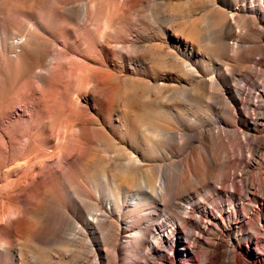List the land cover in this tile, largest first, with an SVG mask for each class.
<instances>
[{"label": "rangeland", "instance_id": "374dc122", "mask_svg": "<svg viewBox=\"0 0 264 264\" xmlns=\"http://www.w3.org/2000/svg\"><path fill=\"white\" fill-rule=\"evenodd\" d=\"M253 1L0 0V210L24 213L0 222V264H264L262 193L225 192L230 177L242 195L263 192L264 3L252 12ZM216 9L227 50L216 27L193 31ZM199 160L211 187L188 177ZM159 176L167 189L149 203L145 180ZM197 188L211 193L191 214Z\"/></svg>", "mask_w": 264, "mask_h": 264}, {"label": "bare ground", "instance_id": "6f19581e", "mask_svg": "<svg viewBox=\"0 0 264 264\" xmlns=\"http://www.w3.org/2000/svg\"><path fill=\"white\" fill-rule=\"evenodd\" d=\"M257 2H259V4H257ZM263 3H264V0H254L253 2H251V7L249 8L250 11H252V12H257L258 11L259 13H261L262 12ZM211 18H213V20ZM227 19L228 18L226 17V12L224 10L216 9L215 13L205 15L203 18H201V21H197L196 24L193 27V31H194L196 37L198 39H200V38H202L203 31H204V29L206 27V26H204L205 22L208 23L209 26L216 27L215 30H216V32L218 34L217 38L219 39V43L221 44L220 46H221L222 49L227 50V49H229L231 47L230 44L228 43V40L230 39V37L232 35V32L230 30L231 26H229L226 23ZM254 19L257 20V18H254ZM235 49L236 50L240 49V44L239 43L237 45H235ZM213 69H214V67H213ZM193 72L195 73V70H193ZM211 79L212 80L210 82L213 85L217 84L220 81V78L217 77V76H212ZM242 79L243 78H237L238 83L241 82ZM207 82H208V80L202 78V81L200 82V84L202 83L201 84V86H202L203 84H206ZM200 84H198L199 89L202 88L200 86ZM236 89L240 90L238 84L236 86ZM208 131H209V129L205 130L206 133H208ZM157 132L158 133H163V132L170 133L169 131L166 132L165 130H162V129L158 130ZM244 134H245L246 138H248L247 134L246 133H244ZM213 137L215 138L214 143H215L216 146L220 147L221 145H225V141L223 139L224 137L221 134V130L219 132H214L213 133ZM233 146L236 149L234 140H233L232 148H233ZM232 150H230L229 152L232 153ZM226 152L228 153V151H226ZM188 173L190 175V176H188L190 178V180L201 179L200 180L201 184H207L208 187H211V184L209 182L210 179L208 178V168H207V165L205 164V161L199 160V162L195 166V168H192V171L191 172L188 171ZM260 174L263 175L262 177H259V179L261 180V189L263 190V192H261L260 189H257V188L255 189V186H257V185L252 186V187H254V189L250 188L251 187V185H250L249 188H246L245 195H242V194L239 193V190H240L239 186L240 185L238 186L237 183H235L234 177L233 178L230 177L231 185L230 184L229 185L231 187V190L230 189H226V191H225L226 195L228 197V201L233 200L234 198H237V197L239 199H241V200L247 199L249 201H257V199L260 196V193H262L263 199H264V172H260ZM227 180H228L227 174H222V176L219 178V183L224 186L225 183L227 182ZM145 182H146L145 185L147 187H149L151 191L146 192L145 194L142 195V197L149 203L152 202L156 198V196L161 198L163 196L161 191H163V190L165 191L167 189L166 180L162 179L160 176L156 177L155 182H152L151 180H145ZM188 182L189 181L187 180V181L184 182V184L188 185ZM253 184H255V183H253ZM212 188L214 190H217V187L213 186ZM196 190L198 192L196 194H198L201 197V200H200L201 203L198 204L197 202L191 201L190 205H192V206L189 209L186 208V206H183L184 204H182V202L186 198H189L190 195H192V194L187 195V194H184V193H182L180 191V192H178L177 194L174 195V198L179 200V202H178L179 204H177L179 209H181L182 211L183 210L186 211L188 209L187 212H189L191 214H195L196 210L199 208V206H201V204L202 205H206V203H208L207 197L205 195L206 194L210 195L211 192L210 193L209 192L201 193L199 191L200 188H197ZM214 209H215L214 206H210V210L202 207L201 211L199 212L200 213V216H199L200 219L199 220L203 221L204 217H208L209 215H211L212 211H214ZM23 216H24V213H23V210H21V209H15L12 212L11 210H9L6 207H2V210H0V222L5 221L7 219L9 225L18 224L20 222V220H22ZM95 219H96V217L93 216V220H95ZM42 227L43 226L40 224L39 228H36L34 230L32 229L31 232H30L31 237L36 238L38 229H40ZM168 236H169L168 233H164V234L161 235V239L162 240L166 239V238H168ZM136 237L137 236L133 235L132 239L135 240ZM179 241L183 245L182 248L186 247L185 242L183 244L182 240H179ZM204 263L205 264H209L208 258L204 259Z\"/></svg>", "mask_w": 264, "mask_h": 264}]
</instances>
